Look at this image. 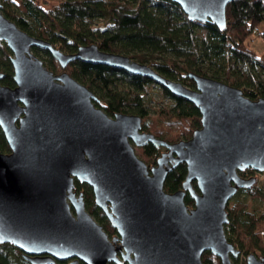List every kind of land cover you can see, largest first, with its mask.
Segmentation results:
<instances>
[{"label": "water", "instance_id": "95a60500", "mask_svg": "<svg viewBox=\"0 0 264 264\" xmlns=\"http://www.w3.org/2000/svg\"><path fill=\"white\" fill-rule=\"evenodd\" d=\"M169 1L189 22L224 31L226 8L237 0ZM0 42L11 52L15 84L0 85V131L10 149L0 153V245L13 246L29 264H203L206 252L232 264L241 255L224 233L226 207L256 184L239 173L264 174V99L188 75L192 90L94 44L62 53L21 31L1 5ZM33 49L47 52L62 70L80 61L148 79L195 106L201 128L188 141L168 144L142 132L138 116L109 117L92 92L66 72L54 75ZM148 145L163 150L151 167L134 150ZM179 165L186 166L181 189L166 193L165 179ZM75 182L91 188L115 236L87 212ZM246 264L264 261L250 254Z\"/></svg>", "mask_w": 264, "mask_h": 264}, {"label": "trees", "instance_id": "16d2710c", "mask_svg": "<svg viewBox=\"0 0 264 264\" xmlns=\"http://www.w3.org/2000/svg\"><path fill=\"white\" fill-rule=\"evenodd\" d=\"M0 5L3 15L21 31L48 42L62 53L74 54L79 47L94 44L102 52L146 64L166 79L186 81L192 90L193 83L185 78L188 75L237 88L252 101L264 99V53L258 56L246 46V41L261 36L258 27L264 24V0L230 3L224 31L213 24L189 22L169 0H0ZM32 51L37 56L40 50ZM41 52L48 57V65L44 66L49 71L54 75L66 72L86 87L99 99L95 106L109 117L138 116L142 132L168 144L188 141L201 128V115L195 106L148 79L80 61L71 62L62 70L47 52ZM11 56L6 44L0 42V73L4 75L0 85L13 89ZM138 152L151 167L163 150L148 145ZM0 153H10L1 131ZM259 175L264 174L252 170L239 173L244 179L255 178L256 184L249 190L238 191L229 201V222L224 233L245 259L252 254L264 261V189L258 186ZM185 177L186 166L179 165L167 175L164 191H179ZM75 191L83 193L87 212L107 236H115V230L95 206L91 188L75 182ZM256 202L259 207L254 206ZM184 203L189 208L194 205L188 194ZM201 259L203 264H220L209 252ZM0 264L29 263L19 250L4 244L0 245Z\"/></svg>", "mask_w": 264, "mask_h": 264}, {"label": "rangeland", "instance_id": "374dc122", "mask_svg": "<svg viewBox=\"0 0 264 264\" xmlns=\"http://www.w3.org/2000/svg\"><path fill=\"white\" fill-rule=\"evenodd\" d=\"M258 29H259V32H260L261 36L260 37H253L252 39H249L248 41H246V46H247L248 49H250L253 52H255L258 56H261L264 53V24H261L258 27ZM32 53H33V51H32ZM36 57L42 61L43 65H48V57L43 52L38 51ZM181 83L187 88H189V86H190V83H188L186 81H183ZM134 150H135L136 156L140 160H142V157L140 156V154L138 152V149L134 147ZM258 186H260V187H262L264 189V175H259V177H258ZM239 200L243 201L244 200L243 196H240ZM254 206L255 207H259V204L256 202L254 204ZM235 260H237V262H233L232 261V264H244V261L246 259L243 257V255H240Z\"/></svg>", "mask_w": 264, "mask_h": 264}, {"label": "built area", "instance_id": "2783aa9c", "mask_svg": "<svg viewBox=\"0 0 264 264\" xmlns=\"http://www.w3.org/2000/svg\"><path fill=\"white\" fill-rule=\"evenodd\" d=\"M255 32H256V30H255Z\"/></svg>", "mask_w": 264, "mask_h": 264}]
</instances>
